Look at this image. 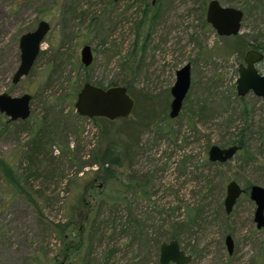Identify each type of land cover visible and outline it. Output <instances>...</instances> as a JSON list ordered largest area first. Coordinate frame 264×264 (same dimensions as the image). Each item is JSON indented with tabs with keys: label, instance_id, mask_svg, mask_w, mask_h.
Masks as SVG:
<instances>
[{
	"label": "rangeland",
	"instance_id": "obj_1",
	"mask_svg": "<svg viewBox=\"0 0 264 264\" xmlns=\"http://www.w3.org/2000/svg\"><path fill=\"white\" fill-rule=\"evenodd\" d=\"M209 1L0 0V93L31 94L26 119L0 113V158L30 196L0 172V264H59L58 222H73L65 239L80 244L63 264H159L172 234L191 255L186 264H264V226L256 227L248 193L264 187V99L236 89L244 54L264 31V1L218 0L243 12L233 37L206 21ZM41 19L50 28L39 54L13 83L19 36ZM85 44L93 51L87 66ZM186 63L190 87L170 117V89ZM84 82L125 86L135 99L128 121L81 116L74 103ZM233 140L241 148L231 159L209 161L211 145ZM118 157L123 181L96 175L102 167L93 159ZM231 179L247 191L226 212Z\"/></svg>",
	"mask_w": 264,
	"mask_h": 264
},
{
	"label": "water",
	"instance_id": "obj_2",
	"mask_svg": "<svg viewBox=\"0 0 264 264\" xmlns=\"http://www.w3.org/2000/svg\"><path fill=\"white\" fill-rule=\"evenodd\" d=\"M154 1V0H153ZM243 12L239 8L224 6L218 0H210L206 9V21L212 25L220 36L236 35L240 31ZM50 26L41 19L36 27L19 36V64L15 69L12 82H18L27 76L41 49V44ZM263 59V55L256 49H248L244 54V63L238 68L236 89L239 96L248 92L264 99V72L259 73L256 64ZM80 60L84 66L93 60L92 48L85 44L80 49ZM191 82V66L186 63L176 70L175 81L170 92V117H175L182 106ZM31 94L10 95L0 93V113L4 114L9 121L24 120L31 112ZM76 111L87 118H105L110 121L128 118L135 108V99L123 85L113 84L100 86L92 82H84L79 89L74 103ZM241 148L238 143L227 147L211 145L208 149V159L211 162L223 163L233 157ZM224 206L226 212H230L237 199L247 190L231 179L226 184ZM249 198L255 203L253 220L257 228L264 226V187L252 184L249 189ZM228 253L232 252L233 241L231 235L226 236ZM191 260L179 245L176 238L161 242L159 246V264H186ZM63 264V263H62Z\"/></svg>",
	"mask_w": 264,
	"mask_h": 264
},
{
	"label": "trees",
	"instance_id": "obj_3",
	"mask_svg": "<svg viewBox=\"0 0 264 264\" xmlns=\"http://www.w3.org/2000/svg\"><path fill=\"white\" fill-rule=\"evenodd\" d=\"M261 1H264V0H261ZM231 36L233 37V35H231ZM251 46L255 49H258V50H261L262 52H264V31H261V33L258 36H255L253 38V43L251 44ZM96 84H98V83H96ZM121 120L126 121V122L128 121L126 119H121ZM104 122H106L107 124L112 123L109 120H105ZM103 126H104V128H106L105 125H103ZM233 143H239L240 144L241 142L238 140H233L231 142V144H233ZM34 146H35V148H34L35 150L39 148V146L37 144H35ZM112 150H114V149H112ZM112 152H116V149H115V151H112ZM93 162L100 164L102 167L100 169L98 168L95 170L96 175H98V173H99L100 176L104 180H108L107 179L108 177L114 176L117 180L120 178V181H123L122 175L120 176L119 172L116 171V168L118 169V167L121 165V162L119 161V157L117 158V164H113L114 161L109 160V159H107V160L104 159L102 161V163L99 161V159L98 160L93 159ZM218 163H220V162H218ZM111 167H113V168H111ZM0 172L3 176V178L5 179V181L13 187V189L16 193L25 194L28 196V198L30 197L24 188L25 187V181H22L21 176H19L17 173H15L14 170L12 169V167L5 160H3L1 158H0ZM118 175H119V177H118ZM130 184L131 183L127 182L125 187L127 188L128 185L130 186ZM107 200H109V199H107ZM111 200H114L116 202V201L120 200V198L119 197H113ZM33 203L35 204V202H33ZM99 206H101V205H99ZM71 223H73V222H69V224H71ZM92 223L93 222H91L90 225ZM134 223L137 225L136 221H134ZM69 224H66V223L61 224L59 222L54 224V228H56L60 232V239L65 241V242H63L65 249L60 254L61 262L68 260L69 254L72 252H77L80 248L79 242H77V245L75 246L74 244L70 243L68 240L65 239L66 236L64 235V231H67V228H68L67 226ZM69 229H72V228H69ZM73 229L80 231V232L82 231L80 228H77L76 226H74ZM175 237H176V234H174V235L172 234L170 238H175ZM44 254H45V252H44ZM37 257L34 258L35 262L36 263L41 262V259L37 258ZM54 262H55V260H54ZM40 264H45V263L41 262ZM85 264H87V262H85Z\"/></svg>",
	"mask_w": 264,
	"mask_h": 264
},
{
	"label": "flooded vegetation",
	"instance_id": "obj_4",
	"mask_svg": "<svg viewBox=\"0 0 264 264\" xmlns=\"http://www.w3.org/2000/svg\"><path fill=\"white\" fill-rule=\"evenodd\" d=\"M92 53H93V51H92ZM101 86V85H100ZM59 264H62V262H60Z\"/></svg>",
	"mask_w": 264,
	"mask_h": 264
}]
</instances>
